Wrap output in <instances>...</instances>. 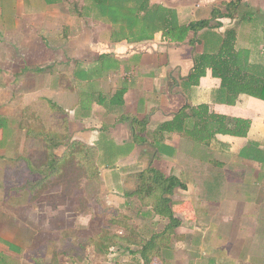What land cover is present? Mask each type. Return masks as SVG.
Listing matches in <instances>:
<instances>
[{"label":"crops","instance_id":"crops-1","mask_svg":"<svg viewBox=\"0 0 264 264\" xmlns=\"http://www.w3.org/2000/svg\"><path fill=\"white\" fill-rule=\"evenodd\" d=\"M172 14L193 24L181 41L168 37ZM230 31L235 69L258 92L264 0H0V264H264V99L225 102L209 68L191 78L196 57L217 54ZM214 115L232 128L247 121L245 134L213 132ZM27 127L55 132L58 156L66 141L96 147L98 172L123 189L100 204V230L91 231V214L68 228L62 205L55 228L42 213V195L80 184L27 198L18 160L40 159L45 147ZM149 167L184 185L168 195L177 222L169 231L168 216L126 196L129 176ZM128 224L144 240L166 239L147 263L136 245L99 241L119 239Z\"/></svg>","mask_w":264,"mask_h":264},{"label":"trees","instance_id":"trees-1","mask_svg":"<svg viewBox=\"0 0 264 264\" xmlns=\"http://www.w3.org/2000/svg\"><path fill=\"white\" fill-rule=\"evenodd\" d=\"M145 3V2H144ZM156 19L160 22V29L166 27V14L164 10H158V16ZM149 21V20H148ZM167 34L170 40L181 41L185 38L188 29L193 28V24L189 26L180 25L174 14L171 15L168 23ZM233 31L228 32V36L225 38L224 43L219 48L218 53L211 55L207 53L199 54L195 59V69L192 74L194 82L198 81L201 75H204L206 70L211 69L212 75H215L221 79L222 83V95L225 97V102L232 103L238 95V93H252L253 96L264 99V80L258 85V92H252L254 87L249 85V82L244 76L241 75L240 70L235 69L237 63L235 53L233 52ZM51 104V102H49ZM53 108H58L55 104H51ZM211 119L217 121V127L213 132L230 133L234 135H244L248 123L243 119H237V127L232 128L230 122L232 119H228L225 116H210ZM182 120L179 116L174 122ZM137 128L135 129L136 140L139 138L138 130L143 126L142 122L134 123ZM170 124L166 123L162 125L161 130L169 129ZM27 135H35L43 139L45 147L42 154V158L37 160H29L20 158L18 162L25 163L26 167L22 169L21 173L17 175L19 184H25L27 190V198L34 200L38 198L49 185H65L71 188L73 185L76 187L80 184L81 178L84 175L95 176L98 174L96 164V147L86 145L80 141H66V149L60 156L54 153V150L60 144H63L61 138L56 136L53 131L45 129L35 130L32 127H27ZM193 136V134H192ZM264 162V156L258 157ZM19 173V172H18ZM134 181V189L126 193V196L135 197L139 204L144 207H150L157 215L168 216L171 223L165 229L171 230L176 226L177 222L173 218V211L169 205L168 195L172 194L176 187H183V183L180 182L175 176H166L158 169L149 167L139 173L131 174L129 176ZM23 187V186H22ZM22 190H10V195H21ZM118 216L120 214H117ZM168 230V231H169ZM117 239L116 235H106L100 237L99 241L103 245H113L117 243V240L122 241L123 244L136 245L139 247L136 251L141 255L145 263L149 260L150 256L156 252V248L161 242L166 239L152 238L150 240L142 239L138 231L130 224L126 225L124 234ZM160 240V241H159ZM156 241H159L156 243ZM106 242V243H105ZM134 251V252H136Z\"/></svg>","mask_w":264,"mask_h":264},{"label":"rangeland","instance_id":"rangeland-1","mask_svg":"<svg viewBox=\"0 0 264 264\" xmlns=\"http://www.w3.org/2000/svg\"><path fill=\"white\" fill-rule=\"evenodd\" d=\"M126 182H130V180L128 179ZM122 192L123 189L118 185H116V188H110L108 186V181L103 175V170H101L95 176L84 175L81 178V182L77 190L71 193H61L57 188L46 192L40 198V200L45 202L44 207L42 208V213L49 214L51 218L49 219L50 225L52 228H55L58 226L59 221L57 218L59 217V207L62 205L65 208V215L70 218L66 223L68 228L74 224V219L77 220L80 219L81 216L84 217L85 215L91 214L97 217L94 220L95 222L91 223V231L100 230V228L104 226L98 213L100 204L110 200V194H122ZM17 200L19 204L26 203L25 195L18 197ZM65 241L68 240L66 239Z\"/></svg>","mask_w":264,"mask_h":264}]
</instances>
